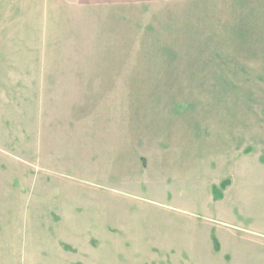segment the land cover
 <instances>
[{
	"label": "rangeland",
	"instance_id": "obj_1",
	"mask_svg": "<svg viewBox=\"0 0 264 264\" xmlns=\"http://www.w3.org/2000/svg\"><path fill=\"white\" fill-rule=\"evenodd\" d=\"M0 264H264V0H0Z\"/></svg>",
	"mask_w": 264,
	"mask_h": 264
}]
</instances>
